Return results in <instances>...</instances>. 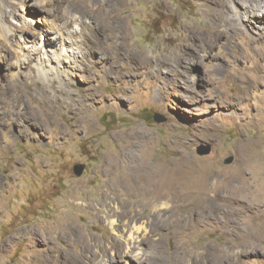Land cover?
Here are the masks:
<instances>
[{"label":"rangeland","instance_id":"1","mask_svg":"<svg viewBox=\"0 0 264 264\" xmlns=\"http://www.w3.org/2000/svg\"><path fill=\"white\" fill-rule=\"evenodd\" d=\"M2 2L38 35L44 9L86 19L96 51L92 78L64 81L0 60V264H264V173L248 164L264 156V0ZM146 156L172 170L165 184L132 186Z\"/></svg>","mask_w":264,"mask_h":264},{"label":"bare ground","instance_id":"2","mask_svg":"<svg viewBox=\"0 0 264 264\" xmlns=\"http://www.w3.org/2000/svg\"><path fill=\"white\" fill-rule=\"evenodd\" d=\"M42 1L46 2L48 0H42ZM2 3H3L2 0H0V40H1L0 42H2V43H0V49H1L0 50V60L2 58H4V60H5L6 59L5 55H7L6 53H8L14 57L15 62H13V64L16 65V68L18 66H21L22 64H24L26 61L30 60L33 63H31L32 65H30L29 68L31 69V72L33 73L34 76L45 75L46 77H49V78L56 76L55 78H59V79L64 81V79L62 77L65 78V75H66L70 79L71 72L75 71L76 68H78L81 71L83 70V71L87 72L88 73L87 75L90 78L93 77V72L91 70H89L88 67H87L88 68L87 69L86 68L87 65H85V63H88L89 67L92 65V64L91 65L89 64V59H87V57H85V55L86 54L89 55V53L96 51V50H94L95 47L93 48L92 45L89 44L90 43L89 35H83L82 34V33H85V31H86L85 30L86 29V25H85L86 19H84L80 16L74 15L72 12H70V13L66 12V14H67L66 19H64V21H62L60 23H57L56 20H53V21L48 20V18L51 17L52 14H54V13H52L49 9H44V11L48 14V16H45L46 21L38 30L39 35L44 34V40H43L37 34V30L35 31V29L32 28L31 22H26V20H19V19H17V21L14 22L12 20H8L6 18V15H2V12H3L1 9ZM99 15L102 18H105V16L101 13ZM84 16L91 18V21H92V15L90 16L88 13H85ZM71 26H79V31H78V29L75 31L69 29ZM28 33H31V35H29ZM92 33L94 34L93 31H92ZM90 37H91V35H90ZM92 38H94V37H92ZM97 40H99V39H97ZM38 44H39V47H38ZM63 47L65 49H63ZM42 49H43V52H42ZM48 50H51V52H48ZM62 50L64 52H62ZM101 53L103 54V50L101 51ZM2 56H4V57H2ZM102 57H104V56H102ZM67 58L72 59L70 61H73L74 64L71 63L70 65H68L69 63L67 62L68 61ZM115 62H116V60H115ZM110 64H112V63L110 62ZM119 78H120L119 73L117 76H115V75L111 74L110 71L105 72L103 77H102L103 80H107V81L113 80V79H114V81H116ZM93 79H96V78L94 77ZM98 79H100V78L98 77ZM100 81H102V80L100 79ZM47 88H44V87L41 88L40 90H38L37 94L43 98L46 95L45 92L47 91ZM40 101H41V104H37V106L39 108L42 107V105L47 104L46 100L41 99ZM130 135H133V133H131ZM125 136L128 137L129 135L126 134ZM238 147L241 150L246 149V146H244L243 143H240ZM147 158H148V156L144 157L143 163L139 164L138 166H130L129 165V168H128L129 176L132 178V180L135 181V183H133V185H132L134 187L140 186L141 188H144L146 180H151V179H156V178L160 179L158 177H162L164 179V184H165L173 176L172 170L169 168V166H164V165L161 166L162 163L160 164L159 161H155V163H150V162H148ZM250 160H252V161L248 160V164H251V162H254V164H255L256 160L259 162L258 165L253 164L254 167L256 168L255 172L264 173V156L261 157L258 154H254L251 156ZM151 167H153V169L150 170ZM242 170H243L242 168H237L236 173L241 174ZM130 172L137 175V177L139 179L138 182H136V177L133 174H131ZM263 184H262V186H263ZM252 226L263 229L264 222H263V220L258 221L257 223L254 222ZM142 231L143 230H142V228H140V226H138V227L134 228V230L130 231V233L128 234V241H127L128 248H130L131 244L136 243L138 241L137 239L135 240V238L139 237V235L142 233ZM50 234L54 239H56L60 243L59 244L56 242V245H54V246L58 247L59 245H61V243L63 242L62 241L63 236L65 234L64 229L59 228ZM71 234L73 235V233H71ZM29 236L31 238L37 237L35 235H31L30 233H29ZM36 239H38V238H36ZM72 239L74 241L73 246H76L75 244L78 243V240L75 237H73ZM72 239L71 238L68 239V243H71ZM38 242L42 243L43 250L45 252L48 253L50 251V248H51L50 247V239H49V236L47 234L43 238H41L40 240L38 239ZM127 246H126V248H127ZM44 253H42V254H44ZM145 254L146 253L144 251H141V252H136L134 255L141 257V256H145ZM43 262H45L44 258H42V263Z\"/></svg>","mask_w":264,"mask_h":264},{"label":"water","instance_id":"3","mask_svg":"<svg viewBox=\"0 0 264 264\" xmlns=\"http://www.w3.org/2000/svg\"><path fill=\"white\" fill-rule=\"evenodd\" d=\"M157 122H160V121H162L161 119H155ZM209 150H210V145L209 144H200L199 146H197V148H196V152H197V154H206V153H208L209 152ZM232 161V156H230V157H228L227 159H226V163H229V162H231ZM82 168H83V166L82 165H76L75 167H74V170L76 171V173L77 174H79L81 171H82Z\"/></svg>","mask_w":264,"mask_h":264}]
</instances>
